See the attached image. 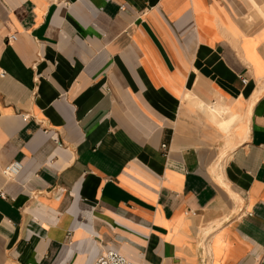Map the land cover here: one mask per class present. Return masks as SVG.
Returning <instances> with one entry per match:
<instances>
[{"label": "crops", "instance_id": "0c3cea01", "mask_svg": "<svg viewBox=\"0 0 264 264\" xmlns=\"http://www.w3.org/2000/svg\"><path fill=\"white\" fill-rule=\"evenodd\" d=\"M0 194V264H264V0H0Z\"/></svg>", "mask_w": 264, "mask_h": 264}, {"label": "built area", "instance_id": "2783aa9c", "mask_svg": "<svg viewBox=\"0 0 264 264\" xmlns=\"http://www.w3.org/2000/svg\"><path fill=\"white\" fill-rule=\"evenodd\" d=\"M14 41V36H6V42ZM2 75V74H1ZM242 83H245L244 79H241ZM161 150L165 147L160 146ZM20 165L16 162L7 164L1 169V174L5 178H13L19 171ZM2 195V194H0ZM93 264H134L132 261L128 260L126 257L121 255L117 250H105L100 253L95 259Z\"/></svg>", "mask_w": 264, "mask_h": 264}, {"label": "rangeland", "instance_id": "374dc122", "mask_svg": "<svg viewBox=\"0 0 264 264\" xmlns=\"http://www.w3.org/2000/svg\"><path fill=\"white\" fill-rule=\"evenodd\" d=\"M217 118H219V119H220L221 117H219V116H215V117H214V118H212V119H213V120H215V119H217ZM220 120H222V119H220ZM220 123L222 124L223 128H225V127H224V122L222 121V122H220Z\"/></svg>", "mask_w": 264, "mask_h": 264}]
</instances>
